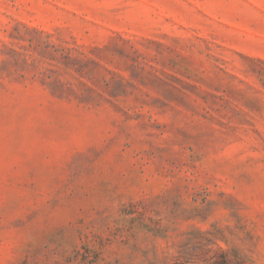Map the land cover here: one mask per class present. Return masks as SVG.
I'll use <instances>...</instances> for the list:
<instances>
[{
    "label": "rangeland",
    "instance_id": "obj_1",
    "mask_svg": "<svg viewBox=\"0 0 264 264\" xmlns=\"http://www.w3.org/2000/svg\"><path fill=\"white\" fill-rule=\"evenodd\" d=\"M0 264H264V0H0Z\"/></svg>",
    "mask_w": 264,
    "mask_h": 264
}]
</instances>
